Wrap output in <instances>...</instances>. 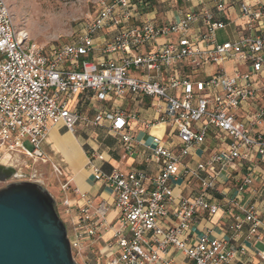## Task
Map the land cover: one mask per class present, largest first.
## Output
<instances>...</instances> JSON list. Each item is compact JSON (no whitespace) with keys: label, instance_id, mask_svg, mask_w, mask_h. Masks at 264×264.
Here are the masks:
<instances>
[{"label":"built area","instance_id":"obj_1","mask_svg":"<svg viewBox=\"0 0 264 264\" xmlns=\"http://www.w3.org/2000/svg\"><path fill=\"white\" fill-rule=\"evenodd\" d=\"M214 3L212 12L189 11L167 25L147 21L136 28L123 29L122 24L131 19V6L145 12L150 9V2L100 0L99 12L72 42L43 49L28 40L26 32L16 26L6 2L0 0V165L14 171L9 182L43 184L35 172L25 175L21 171L27 163L47 162L41 145L51 125L75 133L78 123L100 127L104 119L109 120V130L118 135L126 154H134L129 125L138 117L115 109L89 118L69 109V100L77 94H85L89 103H104L112 96L119 100L147 98L155 117L145 128H171L178 141L175 152L162 145L146 147L159 165L152 178L141 169H112L105 173L94 162L102 161V156H91L87 170L113 194L119 226L107 223L110 209L105 202L93 206L87 201L79 207L76 219L69 223V234L67 231L76 264L103 235H109L107 248L116 253L95 264H174L170 258L173 251L183 257L184 264H232L245 253V246L233 247L231 238H212L208 229L194 238L190 231L203 214L213 217L221 209L225 214L233 207L239 214L233 217L230 233L238 236L246 230V242L263 246L253 251L258 264H264V219L254 206L238 202V197L254 182L264 190V135L251 133L264 121V105L247 113L243 121L237 119L241 107L264 93V85L257 88L254 83L264 73V33L246 35L235 42H216L215 32L225 28L218 15L224 13L226 0ZM239 6L240 16L247 18L248 24L264 17L260 2L243 0ZM197 22L204 27L198 39L192 36ZM105 26H114L115 33L109 41L95 47L92 36ZM160 39L168 40L158 45ZM198 41L205 42V46L200 47ZM152 44L155 47L149 52L140 53L141 47ZM97 48L102 57L118 54L120 58L89 61L87 55ZM229 60L247 69L228 74L224 65ZM183 63L194 71L207 65L215 69L204 80L192 81L180 74L178 66ZM132 71H145L147 76L135 78ZM211 132L229 138L227 149L190 167L185 159L204 144ZM235 165L246 168L244 178L236 182L234 196L227 197V192H222L221 202L210 203L221 175ZM52 172L56 179H62L58 166L52 165ZM175 180L196 183L197 194H174ZM68 189L60 181V191ZM61 207L71 215L67 199ZM85 264L93 263L88 260Z\"/></svg>","mask_w":264,"mask_h":264},{"label":"crops","instance_id":"obj_2","mask_svg":"<svg viewBox=\"0 0 264 264\" xmlns=\"http://www.w3.org/2000/svg\"><path fill=\"white\" fill-rule=\"evenodd\" d=\"M144 1L150 2V9L144 12L140 8L134 9L131 6V19L123 23L121 28H136V26H140L147 21L153 22L157 26H163L167 25L169 22L179 20L189 11L197 12L208 10L212 12L215 8L214 0H189L188 2L185 0ZM242 1L243 0H226V9L224 13L218 15V18L224 22L225 28L215 32L214 37L216 42H235L246 35H259L264 33V17L258 18L253 24H248L249 21L247 18H242L240 16L239 5ZM250 2H260L264 5V0H250ZM115 14L119 15L120 11L116 10ZM115 29L114 26H105L97 30L92 36L94 46L100 47L104 42L109 41L114 35ZM202 32H204V27L201 22H197L194 26L192 36L197 38L198 34ZM167 40L168 39H160L157 44L162 45L167 42ZM198 44L200 47L205 46V42L203 41H198ZM153 47H155L154 44L141 47L140 53H147ZM97 51L98 48L91 52V54H88L87 59L89 61L93 60L98 62L99 60L106 59L117 61L120 58L118 54L102 57ZM226 65H230V69L227 72L228 74H233L236 71L245 72L247 69L245 65L237 64L233 60L226 62L224 67ZM178 69L182 76H187L192 81H199L212 75L215 68L211 65H207L204 66V69L194 71L188 64L183 63L178 66ZM131 76L135 78H146L147 74L145 71H132ZM254 83L257 88L262 87L264 85V73L256 79ZM68 103L69 109L79 111L80 114L88 116L89 118H92L96 113L113 112L115 109L136 115L138 120L129 125V132L133 138L131 147H133L134 154L132 156L126 154L121 146L118 135L109 130V120L104 119L100 127H87L82 123H78L75 133L67 132L66 129L60 125H51L41 145L47 162H36L32 165L29 164L30 166H23L21 172L25 175H29L26 168H30V174L35 172L39 179V177H43L40 171L47 172L50 169L52 170V165L58 166L63 174L61 183L64 182L69 187L68 191L63 193L60 191V187L59 190L55 189L60 195V199L57 200H60V202L64 199L68 200L71 215L67 216V220L70 222L76 219L79 207L84 205L87 201L91 202L93 206L100 202H105L110 209L106 217L107 223L112 224L113 227H118V213L114 208L113 194L104 188L99 181L93 179L87 170V163L91 159V156H102V161L94 160V162L97 163L105 173H109L112 169H119L123 172L141 169L145 172L147 177L152 178V176L157 173L159 165L153 161L146 147L154 148L156 145H162L175 152L178 150L176 135L171 128L161 125L155 126L154 128H145V124L152 122L155 117L151 101L147 98L123 97L119 100L112 96L104 103H89L85 99V94H77L70 99ZM263 105L264 93H260L256 96V100L253 103L248 102L237 111V119L243 121L247 113H251ZM258 128H260V130L251 132L253 136L256 134L264 135V121ZM228 143L229 138L225 134L211 132L204 144H202L191 157L185 159V163L193 168L198 163L205 162V160L213 153H216V151L227 149ZM249 159L255 161L252 156H249ZM16 163H18V161H16ZM59 164L62 167L59 166ZM66 166L69 171L65 168ZM245 168L244 165H235L229 168L226 174L221 175L222 177L215 187V192L210 195V203L217 204L221 202L222 197L219 193L222 192H227V197H233L235 192L233 189L236 182L244 178ZM261 171H264V164L261 165ZM20 175L21 174L18 172L17 176ZM172 185V192L176 195L181 194L185 197H193L197 194L198 185L194 182L187 184V182L175 180ZM74 190H76L77 193H74ZM245 190L246 192L244 195L238 197V202L243 206H254L259 216L264 219V190H260L257 182H254L252 186ZM57 200L55 199L56 202ZM238 214L239 213L234 207L228 208L225 214H223V210L221 209L213 217L203 214L196 219V223L191 228L190 235L194 238L200 235L203 230L208 229L211 231L210 237L212 238H231L233 240L231 242L233 247L239 244L245 246V253L241 255L239 259L234 260L232 264H258V259L253 250L257 249L256 246H263L254 241L249 243L246 242V230L241 231L238 236H233L230 233L229 228L234 223L233 217ZM108 239L109 235H103L90 247V251L101 255L103 259L111 257V255L113 256L116 252L110 253L107 248ZM170 258L173 260L174 264H184L183 257L177 252L173 251Z\"/></svg>","mask_w":264,"mask_h":264},{"label":"water","instance_id":"obj_3","mask_svg":"<svg viewBox=\"0 0 264 264\" xmlns=\"http://www.w3.org/2000/svg\"><path fill=\"white\" fill-rule=\"evenodd\" d=\"M6 171L0 181L15 174ZM0 264H76L56 201L39 183L17 181L0 190Z\"/></svg>","mask_w":264,"mask_h":264},{"label":"rangeland","instance_id":"obj_4","mask_svg":"<svg viewBox=\"0 0 264 264\" xmlns=\"http://www.w3.org/2000/svg\"><path fill=\"white\" fill-rule=\"evenodd\" d=\"M12 12L16 26L24 30L28 36V40L43 49H48L60 44L72 42L75 37L83 32L87 24L99 12L100 0H4ZM229 66L224 68L229 71ZM252 131L260 130L258 127H253ZM30 166L28 163L25 164ZM30 168H26L28 174ZM26 172V173H27ZM43 184H41L53 198L60 199L59 190L60 181L55 178L52 170L47 172L40 171ZM7 184L0 181V190ZM54 188V189H53ZM57 189V190H55ZM60 200L56 202V211L62 222L69 226L67 214L61 209ZM66 226V227H67ZM261 250L262 247L256 246ZM86 256V257H85ZM85 256L81 260H77L78 264H85L90 260L93 264L96 261H101L102 256L86 251Z\"/></svg>","mask_w":264,"mask_h":264},{"label":"flooded vegetation","instance_id":"obj_5","mask_svg":"<svg viewBox=\"0 0 264 264\" xmlns=\"http://www.w3.org/2000/svg\"><path fill=\"white\" fill-rule=\"evenodd\" d=\"M3 168L0 170V179H2L7 174V167L4 165H1ZM11 169V168H10ZM6 183H13L12 181L6 182Z\"/></svg>","mask_w":264,"mask_h":264},{"label":"bare ground","instance_id":"obj_6","mask_svg":"<svg viewBox=\"0 0 264 264\" xmlns=\"http://www.w3.org/2000/svg\"><path fill=\"white\" fill-rule=\"evenodd\" d=\"M73 157V156H72ZM57 160H58V158H57ZM67 165V164H66ZM59 166H61L60 164H59ZM62 167V166H61ZM66 169L68 168L67 166L65 167ZM65 168H62L63 170L65 169ZM65 169V170H66ZM76 169V168H75ZM67 171H69L68 169H67ZM70 173V172H69ZM79 192V191H78Z\"/></svg>","mask_w":264,"mask_h":264},{"label":"trees","instance_id":"obj_7","mask_svg":"<svg viewBox=\"0 0 264 264\" xmlns=\"http://www.w3.org/2000/svg\"><path fill=\"white\" fill-rule=\"evenodd\" d=\"M66 226H67V224H66ZM67 231H68V234H69V226H67Z\"/></svg>","mask_w":264,"mask_h":264}]
</instances>
